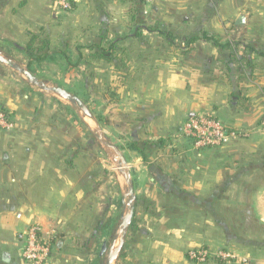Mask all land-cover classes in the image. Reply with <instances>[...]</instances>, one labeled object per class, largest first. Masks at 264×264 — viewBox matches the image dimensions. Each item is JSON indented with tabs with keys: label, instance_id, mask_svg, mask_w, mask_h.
<instances>
[{
	"label": "crops",
	"instance_id": "crops-1",
	"mask_svg": "<svg viewBox=\"0 0 264 264\" xmlns=\"http://www.w3.org/2000/svg\"><path fill=\"white\" fill-rule=\"evenodd\" d=\"M71 1L57 16L50 0H18L12 18L22 28L45 26L69 46L77 35L90 49L111 44L112 62L97 59L142 77L129 131L159 151L130 147L135 218L139 211L146 217L134 233L163 249L151 250L146 264L153 257L190 264L185 252L209 243L264 264V70L257 71L264 69V9L257 8L264 0ZM240 15L245 24L237 23ZM32 30L25 32L37 35ZM0 104L11 121L0 132V264H15L30 225L61 242L82 226L92 209L85 187L98 178L68 152L70 139L38 95L0 80ZM199 115L238 137L196 148L184 126Z\"/></svg>",
	"mask_w": 264,
	"mask_h": 264
},
{
	"label": "rangeland",
	"instance_id": "rangeland-1",
	"mask_svg": "<svg viewBox=\"0 0 264 264\" xmlns=\"http://www.w3.org/2000/svg\"><path fill=\"white\" fill-rule=\"evenodd\" d=\"M2 1L4 0L0 1V48L3 54L25 67L30 63L31 71L44 83L61 86L78 95L96 117L102 134L117 145L125 155L127 161L125 168L131 172L134 180L136 168L130 165L132 143H137L142 149H146L150 156L157 155L156 152L159 151L144 144L142 141L146 140L143 138L136 142L129 131L127 119L135 112L139 102L136 98L138 92L143 91L139 84L142 77H127L124 73L127 71L126 66H120L118 71L117 66L101 62L95 56L98 51L88 48L89 44H82L84 41L80 35L71 39L69 46L52 33L49 34L45 26L40 29L34 26L20 27L12 18L19 7L18 0ZM257 8L264 9V5ZM52 9L57 16L67 11ZM28 29L30 32L32 29L36 30L37 35H27L25 31ZM0 67L4 69V73H0V80L4 85L13 86L16 90L21 88L22 91L31 90L33 94L47 102L50 121L55 122L61 130H65L66 137L70 139L71 147L68 152L78 156L77 164L81 161L83 165L85 161L89 176L98 178L96 184L89 179L85 187V200L92 209L88 208L85 211L84 223L74 230L75 234L64 238L62 242L55 236L52 242V256L45 264H103L119 231L121 215L127 199L125 195L127 185L123 174L117 168L118 156L98 140L67 100L32 85L19 72L2 63ZM262 70L264 69L261 67V70L257 71ZM136 78L139 79L138 83ZM76 116L83 125L75 118ZM87 120L92 123L91 119L87 118ZM170 165L164 167L170 168ZM134 218L128 228L124 245L113 264H133V259L136 264H146L151 257L150 251L153 250V245L157 244V241L148 239L143 233L138 232L137 235L134 233L136 225L146 219L145 213L142 215V211H139L135 222ZM60 242L63 248L57 247ZM104 242L107 243V249L100 255ZM24 243L23 239L22 248ZM137 245L139 251L135 250ZM201 247L204 246L191 247L185 252L190 264L198 263L189 258V251ZM205 247L209 250L210 256L206 262L200 264H245L246 262L257 264L255 259L241 257L222 243L217 245L209 243ZM153 251L159 253L163 249L158 248ZM221 252H229L234 257L222 259L218 256ZM22 259L15 264H29ZM153 259H155L153 264H167L165 258L153 257Z\"/></svg>",
	"mask_w": 264,
	"mask_h": 264
},
{
	"label": "built area",
	"instance_id": "built-area-1",
	"mask_svg": "<svg viewBox=\"0 0 264 264\" xmlns=\"http://www.w3.org/2000/svg\"><path fill=\"white\" fill-rule=\"evenodd\" d=\"M55 8L70 10L73 8L71 0H50ZM264 129V117L261 119ZM11 127L8 111L0 104V132ZM184 132L193 140L196 148L217 147L227 144L238 137V131L229 129L223 122L210 115L191 117L184 126ZM55 236L47 232L43 225L36 223L30 225L24 232V246L21 251L22 258L29 264H45L52 256V242ZM210 252L206 247L195 248L189 251V258L200 264L209 259ZM222 259L234 257L231 253L221 252ZM245 264H249L246 262Z\"/></svg>",
	"mask_w": 264,
	"mask_h": 264
},
{
	"label": "water",
	"instance_id": "water-1",
	"mask_svg": "<svg viewBox=\"0 0 264 264\" xmlns=\"http://www.w3.org/2000/svg\"><path fill=\"white\" fill-rule=\"evenodd\" d=\"M245 15H240L237 19L238 24H245ZM0 63L10 67L11 69L19 72L23 75L29 83L34 86L39 87L41 90L52 92L53 94L61 97L62 99L67 100L77 111L78 115L80 116L83 123L89 127V129L94 133V135L98 138V140L103 143L104 145L111 148L116 155L118 156L117 161V168L121 174H123L125 183L127 185L125 190L126 200L124 209L121 215V223L119 225V231L114 239L110 250L108 252L107 258L103 264H113L114 261L117 259L123 245L125 242V238L127 236L128 228L132 223L135 213L136 207V195L134 192V180L131 177V172L127 170L125 167L127 165V161L125 155L120 150V148L113 144L111 141L107 139L106 136L102 134L100 128L98 126V121L96 117L93 115L87 104L76 94L71 93L67 89L57 86V85H49L41 81L28 67L21 65L20 63L16 62L10 57H7L3 54L0 50ZM87 118L91 119L90 123ZM95 125V127H93ZM119 241V244L117 245ZM107 249V243L104 242L100 255H102Z\"/></svg>",
	"mask_w": 264,
	"mask_h": 264
},
{
	"label": "trees",
	"instance_id": "trees-1",
	"mask_svg": "<svg viewBox=\"0 0 264 264\" xmlns=\"http://www.w3.org/2000/svg\"><path fill=\"white\" fill-rule=\"evenodd\" d=\"M34 37V36H33ZM35 38V37H34ZM192 41V39L191 40H189L188 41V43H190ZM93 47H95V46H91V49H94ZM0 50H2L1 48H0ZM112 46H111V44L108 46V48L106 49V48H103V49H98L97 51H98V53L95 55L97 58H102L103 56L107 59V61L108 62H112ZM108 53V55H104V54H107ZM30 66H31V64L30 63H28V68L30 69ZM31 70V69H30ZM0 73H4V69L3 68H1L0 67ZM264 117V116H263ZM75 118H77L78 119V117L76 116ZM79 121H80V123H81V120L80 119H78ZM82 124V123H81ZM83 125V124H82ZM131 148L132 149H135V150H138V151H140V152H142V148L137 144V143H132V145H131Z\"/></svg>",
	"mask_w": 264,
	"mask_h": 264
}]
</instances>
